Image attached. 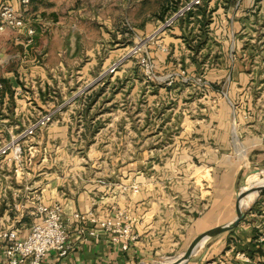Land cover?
<instances>
[{"label":"crops","instance_id":"crops-1","mask_svg":"<svg viewBox=\"0 0 264 264\" xmlns=\"http://www.w3.org/2000/svg\"><path fill=\"white\" fill-rule=\"evenodd\" d=\"M225 2L227 0H212L211 8L207 10L211 12L208 34L218 37L216 41L220 43L224 55V66L211 69L203 79L208 87L214 83L227 84L231 88L228 92L231 95L234 93L232 84L237 85L247 79L239 66L249 59L251 49L257 48L256 34L255 41L247 43L246 25L240 24L236 18H250V14H255L256 9L262 7V0H233L229 6ZM2 4H10L23 12L35 35L31 44L26 30L0 35V146L44 113L57 109L60 102H68L84 87L92 85L100 74L131 48L119 44L117 0L110 5L115 8H108L105 3L95 8L93 0L86 3L82 0H30L27 7L22 6L21 0H0V6ZM226 17L229 26L220 24L226 21ZM199 23V20H182L162 35L159 42L168 48L167 53L161 52L155 44L149 48L151 52L145 51L153 60L157 72L161 73L148 83L150 87H159L158 92L163 91L161 85L166 87L164 82L171 76H174L172 88L176 87L181 79L179 72L162 74V71H171L172 67L177 70L180 61L190 63V49L197 43L191 39L198 35ZM254 32L257 33V28ZM132 63L126 62L120 71L93 85L84 96L64 106L55 114L54 122L47 130L23 145L24 158L29 166L33 164L35 167L40 159L42 163L47 161L48 153L70 159L68 146L85 143L80 136L83 129L98 130L100 126L107 130L104 116L118 114L121 103L119 106L126 111V115L121 112V120L116 123L117 117L111 121L110 128L121 125L122 129H126L125 144L131 148L127 149L124 159L116 154L113 161H121V167L98 175L105 178L122 175L123 178L108 179L105 185L81 183L70 187L69 184L54 182L41 185L39 180L30 178L52 176L49 169L35 171L34 168L25 167L21 173L15 174L13 164L1 162L0 229L12 228L20 238H25L36 221L35 209L39 200L46 205L59 203L71 249L63 259L57 258L55 253L47 254L43 264H148L161 260L149 259L154 251L174 249L192 238L196 240L208 230L230 222L233 210L237 216L241 206L245 209L261 199V203L256 205L262 216L257 218L253 209L250 210L236 228L211 238L203 251H199L188 263L247 264L240 257L244 255L250 258L251 264H260L264 260V244H258L256 239L264 232V189L248 196L241 206L238 195L246 181L252 182L257 176L249 177L254 170H264V128L256 131L257 126L253 125L255 121L243 112L232 120L229 115L227 121L213 120L206 124L202 121L192 122L190 130L188 117H184L182 123H176L177 128L180 125L186 134L182 144L178 143L177 137L165 143L159 140L162 139L160 137L148 138L150 142H147L144 136L141 139L132 135L130 131L136 128V119L134 112L129 110L136 108L132 107L134 102L131 104V100L138 96V92H127L123 100L124 94L117 83H123L124 79L128 83L134 79L129 74ZM188 74L187 80L195 76L190 72ZM142 80L144 84L147 83L143 76ZM102 85H109L112 89L108 90V87L95 101L87 104V98L93 96ZM172 88L166 87L169 90ZM141 93L143 97L148 94L146 90ZM153 94L154 98L157 97L156 93ZM52 95L60 98V101L57 98L50 100ZM106 95L107 98H104ZM112 99L110 104L105 103ZM143 107L138 108L142 116L137 119L136 125L151 129L153 123L157 122H152L151 114L153 111L160 113V110L150 111L149 108L145 111ZM169 112V109L163 112L162 117L168 119ZM172 114L174 118L183 115L182 110H175ZM166 119L159 121L160 133L174 127V121L166 122ZM76 131L77 136L74 135ZM101 133L88 141L98 142ZM149 143L151 148L135 152V145ZM184 145L186 147L183 148ZM170 148L172 150L168 153ZM162 155L171 156L167 160L174 162L175 170L168 168V163L163 167L158 163V170L156 168L151 174L147 172V167L151 169L150 165L159 162ZM136 161H141L138 170L132 168ZM178 162L182 165H178ZM197 167L200 170L196 171L199 169ZM127 168L131 169L124 172ZM162 169L165 172H160ZM253 183L264 185V177ZM136 185L139 191L133 193ZM39 190L41 199L35 196ZM90 209L95 210L98 220H103L105 216L115 217L117 212L124 213L137 233L138 241L131 244L125 253L111 243L110 235L99 226L87 225L86 233H79L73 215L84 214ZM88 231H93V235ZM0 264H6L1 248Z\"/></svg>","mask_w":264,"mask_h":264},{"label":"rangeland","instance_id":"rangeland-1","mask_svg":"<svg viewBox=\"0 0 264 264\" xmlns=\"http://www.w3.org/2000/svg\"><path fill=\"white\" fill-rule=\"evenodd\" d=\"M84 3L89 2L90 0H82ZM95 1V8L102 7V3H105L108 8H115V6H110L114 0H93ZM107 1V3L105 2ZM185 0H117V9L119 11V24L117 26L118 28V35L120 36L119 44H125L128 47H133L138 43H142V40L146 39V37H149L155 30L156 26L159 25L161 22L165 20V18L169 17L182 2ZM233 0H227L228 6L232 4ZM260 1H258L259 3ZM212 3V0H205L204 3L198 7L194 12L188 14L185 19H187V22L189 21H196L199 20V33L194 36L191 40H196L197 43H195L192 48L190 49V52L192 55H190V63L185 62H179L180 65L177 66V71L172 67L171 71L164 70L162 71V74H167L171 72H179L180 74V81L177 83L175 88H172V85H167L168 80L164 82L166 87L172 88L171 90L166 89L164 85H161L160 89H163V91L159 90L158 88H153L148 85L149 82L144 75L143 69L136 63V60H133V68L129 71L130 75H133V80L131 79L128 83L125 82V79L123 83L117 82L118 87L122 90L120 92L124 94L122 96V99L124 100L125 94L133 93L135 94L138 92V96L135 97V99L131 100V104L134 102L132 107H136L135 109L132 108V110H129L130 112H134L133 116L136 119L135 129H131L130 134H134L137 137H140L141 139L144 136V140L147 142L148 138L155 137L156 139L159 137L163 140V142H171L173 140L172 138H176L179 140L178 143H183L186 138V134L181 129L180 125L179 128H177V124L180 122L182 123V120L184 117L187 118V125H189V130L191 128L192 122H206L213 121V120H221V121H227L228 116L231 115V120L234 116L238 117L240 113L247 114L250 119L255 121L256 125V131L261 130L264 128V0H262V7L259 6L256 9V13L250 14L249 17H243L241 19H237L239 23L244 24V26L248 30V34L245 35V38L247 39L246 42L251 44V41H255L254 34H256V44L257 48H252L251 53L248 54L249 59L242 63L239 67L242 68V73H244L247 77L246 81L241 82L240 84H232V87L234 86V93L230 95L231 88L227 86V84L220 83L216 84L214 83L211 86H207L205 83L203 77L208 73L211 69L219 68L220 65L224 66V55L221 50L220 43L216 41L218 39L217 36H210L208 33L209 25L211 23V12H207L210 4ZM114 5V4H113ZM223 7V6H222ZM223 13V12H222ZM221 13V14H222ZM227 15V14H226ZM201 16L200 19L198 17ZM182 21V20H181ZM223 25H230V22L228 18L226 17V21L223 23H220ZM178 25V24H177ZM196 25V24H195ZM195 25H193L195 27ZM154 28V30H153ZM257 28V33H255V29ZM133 29V32L131 31ZM193 34V33H192ZM155 41H161L160 37L157 38ZM127 43V44H126ZM155 43L150 42L146 45V50L151 52L152 49H149L152 47ZM201 47V48H200ZM150 50V51H149ZM151 59V57H150ZM152 60V59H151ZM153 61V60H152ZM233 69V68H232ZM120 71V70H119ZM190 74H195L192 79H186ZM232 71V70H231ZM183 73V75H182ZM125 74V73H124ZM154 77L155 75H159V71L157 72L156 66L154 68ZM142 76L145 77V80L147 83L144 84V81L142 80ZM174 77V76H173ZM201 78L202 81L198 82V79ZM170 79V78H169ZM122 83V84H121ZM233 83V82H232ZM109 85H102L94 96L96 95L95 99H97L99 96L102 95V92H104ZM92 88V87H90ZM112 89L110 86L108 90ZM90 90V89H89ZM143 90H146L148 94L146 97H143V93H141ZM210 90L211 92H208ZM164 91H167L165 93ZM213 91V92H212ZM109 92V91H107ZM157 97H153L154 94ZM48 98V95L46 96ZM162 97V98H161ZM57 98L60 101V98L56 97L55 95H52L50 100L54 101L53 99ZM107 98V95L104 97ZM71 98H69L70 101ZM84 101V100H83ZM95 101V100H94ZM112 100H108L107 104H110ZM64 101L63 103L60 102L61 105L67 106V104H70L71 102ZM121 104V103H120ZM119 104V105H120ZM58 105V106H59ZM113 106V104H111ZM118 105V114H108L104 116V119L106 120L105 124L108 126L107 130H103L100 128L97 130L96 128H90V129H83V132L80 136H82L83 139H85V143H82L78 146H68V149L71 154V158H63L60 155H56L54 153H48L49 156H47V161L42 163L41 159L35 167L33 164L29 166L28 161L24 159V165L23 168H34L35 171L39 169H44L49 171L53 174L52 179H49L52 176H42L38 177L37 179L30 178V180L33 179L39 180L41 185H46L48 182H54L55 184H69L70 187L77 186L78 184H86V185H105L107 184L108 179H122V175L118 177L111 176V178H105L100 177L98 173H105L110 172V170H117V167H121V161H113L114 158L117 157L116 154H118L121 159H124L125 154L127 152V149H130L131 146H126L125 144V138L127 137L126 129H122L121 125L114 126L113 128H110L111 121L116 120L118 117L117 122L121 120L122 114L126 115V111H123L121 108L122 106ZM139 106H144L145 111L149 109L150 111L153 109L160 110L159 111H153L151 120L154 126L151 129H143L140 127V125L137 124V119L142 116V111L138 112ZM157 106V107H156ZM171 108V109H170ZM171 110L172 113L176 110L177 112H181L183 115L180 117H175L174 115L170 113V117L166 119L165 117H162V113L166 110ZM117 110V109H116ZM144 110V109H142ZM122 112V114H121ZM233 112H236L233 114ZM94 115V114H93ZM120 116V117H119ZM179 116V115H178ZM164 121L166 119V122H173L174 121V127L167 128L163 130L160 133L159 126L161 123H159L160 119H163ZM110 119V120H109ZM174 119V120H173ZM181 119V120H180ZM109 120V121H107ZM249 120V119H247ZM164 123V122H163ZM177 123V124H176ZM203 124V125H204ZM52 125V124H51ZM50 125V126H51ZM49 126V127H50ZM117 127V128H116ZM101 129V130H100ZM189 130L187 132H189ZM102 131V133L99 135L100 140L98 142L90 143L89 138L96 136ZM77 131L75 132V136H77ZM151 134V135H148ZM136 137V138H137ZM103 141V142H101ZM143 141V140H142ZM89 142V143H87ZM113 143V144H111ZM118 143V144H115ZM122 143V145H120ZM166 147L167 145L164 144ZM135 152H144L150 147L149 144H144V146L135 145ZM153 147V146H152ZM186 147L185 145L183 148ZM172 148H170V153ZM171 157V156H170ZM167 155H162L160 157V161H156L153 164H151V169L148 168V171L150 174L154 172V170H158V163H160L161 167H163L165 164H167V167L171 170H175L176 166L174 165V162H171L167 160V158H170ZM25 162L27 164L25 165ZM118 164V166L116 165ZM135 165H133V169L138 170L139 165L141 164V161L134 162ZM184 163V162H183ZM126 165V164H125ZM124 165V166H125ZM178 165H182L181 162H178ZM177 165V166H178ZM154 166V167H153ZM152 167L154 169H152ZM146 168V169H147ZM199 168V167H197ZM131 168H127L124 170V172H127ZM200 170L199 169H196ZM160 172H165L164 169ZM117 173V172H116ZM115 173V174H116ZM250 175L249 177H251ZM158 178L160 176H157ZM248 177V178H249ZM264 174L257 175L255 179L252 180V182H248V180L245 183L244 188H249L251 185H255L253 183L255 180L263 179ZM44 178H48L49 180H45ZM157 178V179H158ZM247 178V179H248ZM44 179V180H40ZM30 183V181H28ZM30 186V185H29ZM139 188V186H134L133 188ZM139 191V189H138ZM133 193H137L134 192ZM40 190L38 194L35 196H40ZM41 199V196L39 197ZM25 202H27V199H25ZM28 201H31L28 200ZM235 200H233L232 203H234ZM258 202V203H257ZM261 199L256 200L251 204L249 207L250 210H252L253 214L259 218L262 216L261 211H257V205L260 204ZM259 207V206H258ZM236 212L233 210L232 214V220L234 217H236ZM256 218V219H257ZM261 220V219H259ZM221 226V225H220ZM225 234V233H224ZM195 238H192L191 240L185 242L183 245H179L175 247L174 249H164V251L160 250L159 252H153L150 254L149 259H160L161 260H154V262L148 263V264H167L171 260L168 258H174L177 256H180L181 254L185 253L188 248L191 246V244L194 242ZM210 240V239H209ZM208 240V241H209ZM207 241V242H208ZM206 242V243H207ZM212 242V241H210ZM209 242V243H210ZM204 248L200 250V252L203 251ZM162 251V252H161ZM163 253V254H162ZM166 257V258H164Z\"/></svg>","mask_w":264,"mask_h":264},{"label":"built area","instance_id":"built-area-1","mask_svg":"<svg viewBox=\"0 0 264 264\" xmlns=\"http://www.w3.org/2000/svg\"><path fill=\"white\" fill-rule=\"evenodd\" d=\"M204 1L185 0L182 2L169 17L165 18L155 28L149 37L142 40L143 44L138 43L130 48L118 60L113 62L107 70L100 74L92 85L84 87V89L68 102L84 96L90 87L118 72L128 61L136 60V63L143 69L146 79L153 81L155 78L153 74L155 64L145 53L146 45L154 42L161 52L167 53L168 48L163 43L155 40L171 31L188 14L200 7ZM29 3L30 0H21V4L24 7H27ZM22 13L10 4H2L0 6V35L8 32L18 33L21 30H26L29 38L28 42L31 44L34 39L35 30L29 27V21ZM201 81L202 79L199 78L198 82ZM173 83L174 77L171 76L167 85L170 86ZM64 106L63 104L53 111L44 113L22 129L17 135L13 136L7 143L0 146V163H11L15 168V174L21 173L24 169L25 159L23 145L34 139L38 133L47 130L54 122L55 114L60 112ZM133 191L138 192V188H133ZM39 201L35 209L36 221L31 226L25 238H20L18 233L12 228L0 229V248L2 249V256L6 264H43L44 258L49 253H55L59 259H63L69 254L71 246L68 233L64 226L61 205L59 203L46 205L42 200ZM73 220L77 224L79 233H86L87 225L99 226L110 235L111 243L118 246L125 253L129 251L131 244L138 241L137 233L128 221V217L122 212H117L115 217L105 216L103 220H98L95 210L90 209L84 214H74ZM88 233L93 235V231H88ZM256 241L258 244H264V232L257 237ZM240 257L247 264H251L249 257L244 255ZM260 264H264V260Z\"/></svg>","mask_w":264,"mask_h":264},{"label":"water","instance_id":"water-1","mask_svg":"<svg viewBox=\"0 0 264 264\" xmlns=\"http://www.w3.org/2000/svg\"><path fill=\"white\" fill-rule=\"evenodd\" d=\"M260 174H264V170H254L252 172V175H260ZM250 176V175H249ZM248 178V176H247ZM264 189V185H251L249 188H244L242 190V192L238 195V201L239 204L241 206V203L251 194H253L254 192L260 191ZM248 212H250L249 208H242L241 206V210L239 211V213L237 214V216L231 220L230 222L221 225V226H217L215 228H212L210 230H208L207 232L203 233L201 236H199L192 244L191 246L188 248V250L181 254L180 256L174 257V258H168L172 261H170L167 264H188L191 259L198 254V252L205 246L206 242L217 236L220 235L222 233H226L229 232L231 230H233L234 228H236L239 223L246 217V215L248 214ZM154 262V261H152Z\"/></svg>","mask_w":264,"mask_h":264},{"label":"trees","instance_id":"trees-1","mask_svg":"<svg viewBox=\"0 0 264 264\" xmlns=\"http://www.w3.org/2000/svg\"><path fill=\"white\" fill-rule=\"evenodd\" d=\"M95 97H96V95L95 96L93 95V96L88 97L87 100H86V103L87 104H91L95 100Z\"/></svg>","mask_w":264,"mask_h":264},{"label":"bare ground","instance_id":"bare-ground-1","mask_svg":"<svg viewBox=\"0 0 264 264\" xmlns=\"http://www.w3.org/2000/svg\"><path fill=\"white\" fill-rule=\"evenodd\" d=\"M243 152V151H242ZM252 176H254V175H252ZM250 207V206H249ZM249 207H247V208H249ZM172 261V260H171Z\"/></svg>","mask_w":264,"mask_h":264}]
</instances>
